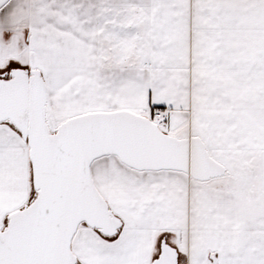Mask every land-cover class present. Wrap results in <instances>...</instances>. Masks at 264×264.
Here are the masks:
<instances>
[{
	"label": "snow or ice",
	"instance_id": "snow-or-ice-1",
	"mask_svg": "<svg viewBox=\"0 0 264 264\" xmlns=\"http://www.w3.org/2000/svg\"><path fill=\"white\" fill-rule=\"evenodd\" d=\"M0 264H264V0H0Z\"/></svg>",
	"mask_w": 264,
	"mask_h": 264
}]
</instances>
